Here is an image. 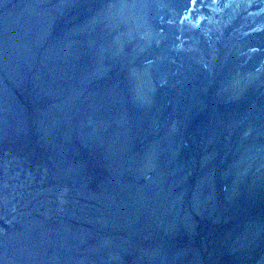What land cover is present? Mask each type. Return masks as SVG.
I'll use <instances>...</instances> for the list:
<instances>
[{
  "label": "rangeland",
  "instance_id": "1",
  "mask_svg": "<svg viewBox=\"0 0 264 264\" xmlns=\"http://www.w3.org/2000/svg\"><path fill=\"white\" fill-rule=\"evenodd\" d=\"M234 5L0 0V264H264V0Z\"/></svg>",
  "mask_w": 264,
  "mask_h": 264
},
{
  "label": "bare ground",
  "instance_id": "2",
  "mask_svg": "<svg viewBox=\"0 0 264 264\" xmlns=\"http://www.w3.org/2000/svg\"><path fill=\"white\" fill-rule=\"evenodd\" d=\"M242 2L240 3V5L239 4H237V2H239V0H234V4L236 5H234V6H232V9L234 10L235 9V11L237 10V11H239V8L241 7V4H243V2H244V0H241ZM124 7V6H123ZM134 8H135V6H133ZM133 7H132V11L131 12H133ZM134 11H135V9H134ZM124 15L125 16H127L128 15V13L127 12H125L124 13ZM127 17H129V16H127ZM146 30L148 31V29L146 28ZM149 33V32H148ZM153 34L150 32V38L149 39H153L151 36H152Z\"/></svg>",
  "mask_w": 264,
  "mask_h": 264
}]
</instances>
